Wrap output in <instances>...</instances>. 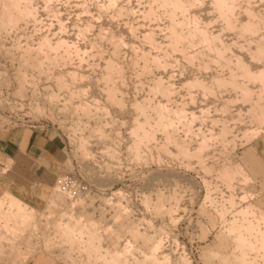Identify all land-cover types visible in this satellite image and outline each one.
I'll use <instances>...</instances> for the list:
<instances>
[{
  "label": "rangeland",
  "instance_id": "374dc122",
  "mask_svg": "<svg viewBox=\"0 0 264 264\" xmlns=\"http://www.w3.org/2000/svg\"><path fill=\"white\" fill-rule=\"evenodd\" d=\"M174 1L0 0V128L65 146L16 264H91L54 208L123 264H264V0Z\"/></svg>",
  "mask_w": 264,
  "mask_h": 264
},
{
  "label": "crops",
  "instance_id": "0c3cea01",
  "mask_svg": "<svg viewBox=\"0 0 264 264\" xmlns=\"http://www.w3.org/2000/svg\"><path fill=\"white\" fill-rule=\"evenodd\" d=\"M64 148L63 140L49 130L20 127L3 132L0 128V195L9 192L31 208L44 207L57 176L56 168L63 159ZM7 202L9 204L12 199L6 201V208ZM48 206L52 208V204ZM73 226L76 225L73 223ZM13 235L16 239V234ZM9 246L13 248V244ZM14 256L17 258V252L9 249L7 255L0 258V264H11L16 259ZM18 257L17 264H57L45 255L25 256L27 259ZM16 260L12 264H16Z\"/></svg>",
  "mask_w": 264,
  "mask_h": 264
},
{
  "label": "bare ground",
  "instance_id": "6f19581e",
  "mask_svg": "<svg viewBox=\"0 0 264 264\" xmlns=\"http://www.w3.org/2000/svg\"><path fill=\"white\" fill-rule=\"evenodd\" d=\"M24 1V0H23ZM167 1V0H166ZM219 1H221L222 2V0H217V4L219 3ZM6 2V1H5ZM11 2H12V0H11ZM14 2V1H13ZM12 2V3H13ZM20 2H21V0H20ZM168 2H172V1H168ZM3 3V2H2ZM15 3V2H14ZM176 3V4H175ZM179 3V1L178 0H175L174 1V4L175 5H177ZM181 3V2H180ZM223 3V2H222ZM172 4V3H171ZM221 4V3H220ZM6 5V4H5ZM30 6V5H29ZM218 6H219V4H218ZM9 7V6H8ZM221 7V6H220ZM219 8V7H218ZM13 9H15V8H13ZM25 9V8H24ZM29 9V8H28ZM224 10V9H223ZM228 10V9H227ZM226 10V11H227ZM230 10V9H229ZM26 11V10H25ZM231 11H233L232 9H231ZM18 12V11H17ZM21 12V11H20ZM221 12V11H220ZM19 13V12H18ZM9 15V14H8ZM7 15V16H8ZM11 15V14H10ZM22 15V14H21ZM226 15V14H225ZM232 15V14H231ZM253 15V14H252ZM20 16V15H19ZM255 17V16H254ZM254 17H252V18H254ZM23 18V17H22ZM16 19H19L18 18V14H17V18ZM24 19V18H23ZM255 19V18H254ZM1 20V19H0ZM3 20V19H2ZM231 20V19H230ZM13 21H15V20H13ZM12 23V22H11ZM10 23V24H11ZM247 23V22H246ZM251 23L252 22H250L249 21V23L246 25V27L248 26V29H250L249 27L250 26H252L251 25ZM245 24V23H244ZM243 24V25H244ZM230 25H232V24H230ZM242 25V26H243ZM250 25V26H249ZM254 25H256L255 23H254ZM239 28V27H238ZM244 28V27H243ZM253 27H251V29H252ZM241 29H242V27H241ZM257 29V28H256ZM198 32H200L201 31V33H199L200 35H201V37H203L204 36V34L206 33H204L203 34V32H204V30L202 31L201 29H200V31H199V29H196ZM251 32V31H250ZM252 33V32H251ZM255 34V33H254ZM177 35V34H176ZM195 36H196V34H195ZM206 36H207V34H206ZM205 36V39L207 38ZM263 37V36H262ZM204 39V42L207 40V41H209V39L207 38L206 40ZM214 39V38H213ZM200 40V39H199ZM264 40V39H263ZM201 41V40H200ZM202 41H203V38H202ZM42 42V41H41ZM44 42V41H43ZM43 42H42V44H43ZM210 42V41H209ZM211 43V42H210ZM209 45V44H208ZM211 46V45H210ZM40 49V48H39ZM185 49V48H184ZM25 50H28V49H25ZM262 50V49H261ZM30 51L31 50H29V53H30ZM209 51V50H208ZM258 51V50H257ZM26 52H28V51H26ZM186 52V51H185ZM218 52V51H217ZM263 52V51H262ZM221 54V53H220ZM203 57V56H202ZM221 57V56H220ZM230 63H232V62H230ZM240 63L242 64H239V65H241V67H242V69H243V72H244V75L246 74V76L248 75L249 76V74L250 75H253V76H256V77H261V76H263V74H264V72H263V70H260V71H257V72H252L250 69H249V67H247V66H245L243 63H242V61H240ZM208 64V63H207ZM209 65V64H208ZM208 65H207V67H208ZM205 66V65H204ZM206 67V68H207ZM110 77V76H109ZM252 77V76H251ZM218 79V78H217ZM220 79V78H219ZM220 82H221V80H219ZM200 83H202V82H200ZM222 84V83H221ZM163 85V84H162ZM200 85V84H199ZM226 85V84H225ZM232 85V84H231ZM235 85V84H234ZM164 86V85H163ZM233 86V85H232ZM110 89V88H109ZM112 89V88H111ZM113 91H115V90H113ZM164 91L166 92V91H168V90H165L164 89ZM163 91V92H164ZM112 92V91H111ZM112 94V93H111ZM115 98V97H114ZM113 98V99H114ZM117 99V98H116ZM249 100V99H248ZM259 104V103H258ZM257 104V105H258ZM261 106V105H260ZM261 108H263V107H261ZM260 109V108H259ZM264 111V110H263ZM263 113V112H262ZM264 118V117H263ZM261 121H263V120H261ZM162 122V121H161ZM164 122V121H163ZM162 126V125H161ZM137 128V127H136ZM140 128V127H139ZM138 129V128H137ZM136 129V130H137ZM149 136V135H148ZM201 143V142H200ZM180 146H182V145H180ZM181 149V148H180ZM186 151V150H185ZM189 151V150H188ZM195 153V152H194ZM229 166H227V167H224V169H221V173H220V175H222V176H224V175H227V176H231V175H233V172L235 171V170H232L231 168H233V167H231V168H229L230 170H226V168H228ZM236 169H237V167H236ZM241 169H240V167H238V171H240ZM238 171H236V172H238ZM242 171V170H241ZM241 173V172H240ZM226 176V177H227ZM227 178H229V177H227ZM230 180V179H229ZM57 190V189H56ZM53 191H55V190H53ZM57 192V191H56ZM55 193V192H54ZM9 197V198H8ZM10 198L12 199V202H10L9 204H8V202H7V204H8V206H7V208L5 207V203H6V201H8V200H6V199H9L10 200ZM53 200V199H52ZM51 201V200H50ZM52 203H53V201H52ZM52 203H50L49 205H51ZM55 206V205H54ZM57 206V205H56ZM49 207V206H48ZM55 209V208H54ZM53 209V210H54ZM16 210V211H15ZM52 210V211H53ZM49 211H50V209H49ZM51 211V212H52ZM57 211V210H56ZM50 212V214L53 216L52 217V220L51 221H53L52 223L55 225V227L57 228V230H60V231H62V233H63V235H64V237L66 238V240H68V241H70L73 245L74 244H76V245H78L79 247H82L83 248V251H84V253L87 255V261H93L94 260V263H92V264H123V263H121L120 262V260H121V254L120 253H118L117 251H112V250H109V249H107L105 246H103L102 245V243L97 239V234H96V230H95V228H88L87 226H85V225H83V224H80L79 222H76V224L74 223V225H76L77 226V228H76V226H73V224L72 223H70L71 222V216H69L68 217V220L66 221V219H64V214H57V213H51ZM223 213V212H222ZM50 215V216H51ZM30 216H31V212H30V210H28L27 209V207L25 206V205H23V203H22V201L19 199V198H17V197H14V196H12V194H10L9 192H5V194L4 195H0V221H3V224H1L0 226H2L3 227V229L5 228L6 230H8V231H12V234H16L15 235V237H16V239L18 240H20V239H24L25 237H27V236H25L24 235V233H25V231L27 230V223H29V221L31 220L32 221V219H30ZM263 218H264V216H263ZM70 219V220H69ZM30 223H32V222H30ZM71 225H70V224ZM235 225V224H234ZM28 227H30V224H28ZM255 227V226H254ZM4 229V230H5ZM232 229H234V228H232ZM231 229V231H233ZM242 229V228H241ZM241 229H240V232H241ZM253 229V224L250 222V223H248L247 225H246V230H244V232L245 231H247V235H246V237H243L244 235H242L241 233H239L238 235H239V238H237V240L239 241V239H240V243H241V240L242 241H244V242H242V243H244L245 244V242L247 241V236L248 235H251V236H249V237H253V233L251 232V230ZM227 230V229H226ZM238 230V229H237ZM236 230V231H237ZM243 230V229H242ZM15 232V233H14ZM245 234V233H244ZM1 235V234H0ZM237 235V234H236ZM237 235V236H238ZM257 235L258 236H260L258 239L259 240H261L260 241V246L262 245V247L261 248H264V230L263 229H260L259 231H258V233H257ZM8 236L6 235V237L2 234V237L0 236V256H2L3 254H4V252H5V248H8L9 249V237L7 238ZM248 237V238H249ZM26 239V238H25ZM27 240V239H26ZM258 240V241H259ZM257 244H254L255 245V247H256V245H258V243L259 242H256ZM12 244H13V241H12ZM249 244V246H251L252 247V245H250V243H248ZM241 245V244H240ZM253 245V246H254ZM9 246V247H8ZM49 246V245H48ZM70 246V245H69ZM79 247H77V248H79ZM254 247V248H255ZM13 248H14V244H13ZM49 249V248H48ZM7 250V249H6ZM11 250V249H10ZM11 254V253H10ZM73 254H74V252H73V246L72 247H70L68 250H67V252H66V255L64 256V259H65V261H69L71 264H85V262H84V260H83V258H81L80 256L82 255H79V257L77 256V257H74L73 256ZM5 256V255H4ZM60 256V255H59ZM14 258H16V256L14 257ZM11 260H13V257H12V259ZM16 260V259H15ZM15 260H13V261H15ZM12 261V262H13ZM11 262V261H10ZM12 262H11V264H12ZM68 263V262H67ZM15 264V263H14Z\"/></svg>",
  "mask_w": 264,
  "mask_h": 264
}]
</instances>
